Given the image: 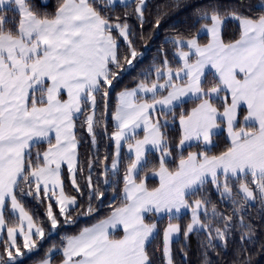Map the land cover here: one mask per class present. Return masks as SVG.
I'll use <instances>...</instances> for the list:
<instances>
[{
  "label": "snow or ice",
  "instance_id": "1",
  "mask_svg": "<svg viewBox=\"0 0 264 264\" xmlns=\"http://www.w3.org/2000/svg\"><path fill=\"white\" fill-rule=\"evenodd\" d=\"M117 2L124 0H105L103 4L100 0H61L49 15L37 11L32 0H0V234H6V239L0 240V264H18L25 255L22 249L36 251L38 241L45 239V229L25 207V197L46 203L52 231L60 226L53 200L65 223L72 222L71 213L80 207L77 197L66 193L62 176V166L67 165L73 189L84 195L77 182V173L84 171L78 154L77 121L95 147L96 129L107 132L103 120L118 70L125 63L131 66L141 55L133 46L127 13L121 21L119 16L111 18L100 10L104 8L106 13ZM134 3L142 29L145 0ZM40 6L47 5L41 0ZM257 7L262 14L222 11L215 4L199 10L200 32L208 35V42L201 44L199 33L175 38L172 42L179 67L173 68L165 58L163 67L155 68V80L149 83L151 73H146L136 87L118 93L111 114L115 131L109 136L114 142L112 162L106 164L107 155L102 161L95 153L93 156L103 166L107 185L109 171L114 175L119 172L121 148L126 146L129 162L123 176L122 203L119 207L109 205L113 208L110 215L78 234L63 237L60 248L52 245L40 264H53L57 253L60 264H153L146 246L157 224L146 222L148 213L167 214L162 253L165 264H174L172 243L181 227L171 221L179 218L182 209L191 212L185 238L197 232L206 236L203 264H212L208 250L219 256L216 249L227 250L236 233L240 248L234 264H252L248 247L256 242V230L246 219L247 211L257 200L264 206V0ZM5 10L15 17L4 15ZM226 20H235L239 26L238 38L229 42L222 34ZM160 22L157 18L156 28ZM117 37L126 43V54L121 52ZM206 72L213 80L207 87ZM98 96L104 109L99 116ZM186 98L196 106L179 113L177 147L197 141L205 150L181 154L176 168L170 170L167 160L172 146L163 129L168 126L167 117L175 118ZM216 100H222L223 111ZM242 106L247 113L243 125L239 120ZM221 123L229 146L210 155L212 138ZM141 128L144 134L138 138L136 130ZM44 142L46 151L36 152L33 160L32 149ZM152 151L160 153L158 168L151 169L159 177V186L149 189L144 179L137 178L148 168ZM95 161L89 159L85 178L87 215L95 211L93 201H102L105 195L93 184ZM208 184L231 203V214L218 211L207 199L189 202ZM6 212L14 216L15 223H8ZM116 229L122 230L119 237L114 235ZM183 255L187 257V252Z\"/></svg>",
  "mask_w": 264,
  "mask_h": 264
},
{
  "label": "trees",
  "instance_id": "2",
  "mask_svg": "<svg viewBox=\"0 0 264 264\" xmlns=\"http://www.w3.org/2000/svg\"><path fill=\"white\" fill-rule=\"evenodd\" d=\"M46 7H41V0H32V3L36 6V10L41 13H47L49 15L54 14L56 8L59 6L61 0H42ZM105 0H100V4H103ZM261 3V0H146L145 7V22L143 28L139 26L138 18L135 14L134 0L120 3L105 13L104 8H100L102 14H106L111 18L119 16L121 21L124 20L125 13H127V23L132 29L133 46L136 48L138 55L132 65L124 64L121 70H118L117 79L113 81L112 87L109 89V96L107 98V116L104 118L103 123L107 126V132H103L101 128H97V144L95 147L91 143V138L88 136L84 128L80 126V120L77 121V137L80 141L78 147L80 166L84 171L77 173V182L84 195H79L72 187L67 167L64 165L62 168V176L64 179V188L68 195L76 196L78 205L80 206L71 213V223H65L64 218L59 215L58 207L55 201H52L53 212L57 215V219L60 220V226L52 231L50 224L46 216V203H41L39 200L32 197H25L23 202L25 207L34 216L36 221L44 227L46 236L43 241H38L36 251L31 253L25 252V255L18 260V264H39L45 257L47 250L56 245L57 248L62 246V238L67 235L78 234L84 227H90L97 221L104 219L110 215L114 207H119L122 203V189H123V176L125 168L129 162L128 155L123 153L121 163L119 166L118 174L114 175L111 171L108 173L109 184H104L105 177L102 175L103 166L99 161H95L93 154L99 156L102 161L104 156H108L106 164L112 162L114 153V142L109 139L112 132L115 131V123L112 119V112H114L117 104V94L123 89L135 87L140 80L145 79L146 73H151L147 76V81L150 83L154 80L155 68L163 67L165 58L170 66L177 68L180 66V61L175 55L176 45L172 42L175 38H191L193 35H197L200 32L201 21L198 18V12L201 9H207L210 5H217L222 11L235 9L240 12H244L248 15H260L261 9L257 7ZM125 4L127 7H125ZM99 7V5H97ZM7 17H15V13L5 10L3 13ZM160 18V26L155 27V21ZM117 35L116 32L113 33ZM223 38L225 42L237 39L239 36V26L235 20H226L225 27L223 29ZM143 37V38H141ZM201 44L208 42V35L206 33L199 34ZM117 42L122 53H127V45L122 38L117 37ZM208 84L210 86L213 82L212 74L207 72ZM214 103L221 105V100H216ZM196 106V102L191 99L186 100L181 108L176 109V117L168 116V126L163 129L168 136L169 142L172 146V156L167 160V166L170 170H174L179 161V156L183 154L187 156L189 152H201L205 150V147L200 143L191 144L183 149L177 147L181 129L179 126L178 116L181 111L188 112ZM97 115L99 116L103 112V104L101 97H97ZM82 119V118H81ZM47 143H40L32 149L33 160L35 159L36 152L43 153L47 149ZM229 146V138L225 131L216 133L213 136V147L211 148L210 155H218ZM160 153L152 151L148 155L150 161L148 168L140 174L138 180L146 177L148 187L150 189L157 187L158 180L155 177L149 176L152 168H158V158ZM93 159V172L92 180L93 184L97 185L99 191L105 193L102 201H93V207L95 211L91 215L85 214L88 201V189L86 187V176L88 173V161ZM41 197L43 194L41 193ZM195 198L210 200L212 204H215L218 211L223 212L225 215L231 214V203L222 199L214 187L211 184L205 186L197 196L190 197L189 201L192 202ZM211 204L209 205V209ZM178 220L184 226L187 225L190 220L189 212H185L181 216H178ZM146 220L149 222L155 218H151L146 215ZM202 219L205 217L202 216ZM246 219L255 226L256 230V242L248 247V252L252 255V264H264V206L257 200L248 207ZM6 220L9 224L15 223V218L10 213L6 212ZM159 224V229L153 238L150 239L147 250L153 261V264H165L162 248H163V230L168 224V216H164L156 219ZM172 220V221H173ZM117 237L119 233H114ZM2 239H6V234ZM21 242V238L18 239V243ZM207 242L206 236L203 232H197L190 234L187 238L182 236L173 241L172 252L174 264H203L204 261V247ZM240 248L239 233L235 234V238L230 240L227 250L217 248L219 256L214 252L208 250V257L211 259L212 264H234L237 258V250ZM3 251V245L0 244V252ZM183 252H187V257L183 255ZM61 256L59 253L55 255L53 264L60 263Z\"/></svg>",
  "mask_w": 264,
  "mask_h": 264
},
{
  "label": "rangeland",
  "instance_id": "3",
  "mask_svg": "<svg viewBox=\"0 0 264 264\" xmlns=\"http://www.w3.org/2000/svg\"><path fill=\"white\" fill-rule=\"evenodd\" d=\"M145 3H146V0H145ZM199 34H204L203 32H199ZM185 50H187V49H185ZM178 57V56H177ZM178 60H179V58H178ZM206 74H207V72H206ZM154 80H155V72H154ZM163 81H161V83H162ZM136 87V86H135ZM132 88H134V87H132ZM128 89H131V88H128ZM124 90V89H123ZM122 91V90H121ZM121 91H119V92H121ZM118 92V93H119ZM163 94H166V93H163ZM117 96H118V94H117ZM186 100H188V98H186ZM222 101V100H221ZM223 103V102H222ZM216 104V103H215ZM216 106L218 107V108H220V110L221 111H223V104H221V105H218V104H216ZM247 113H246V107L245 106H242L241 107V109H240V117H239V120H240V123H241V125H243V116L244 115H246ZM157 115H159V113H157ZM161 118V121H163L164 119H165V117H160ZM167 120H168V118H167ZM179 121V120H178ZM114 123H115V121H114ZM137 131V135H138V138H142L143 137V129L141 128V129H137L136 130ZM221 131H225L226 132V134H227V130H226V127L224 126V124L223 123H221V126H220V128L219 129H217V130H215V132L216 133H219V132H221ZM228 136V135H227ZM213 139V138H212ZM194 143H200V142H197V141H191V142H188V143H186L185 145H184V147L183 148H185V147H187V146H189V145H191V144H194ZM200 144H202V143H200ZM202 146L203 147H205L203 144H202ZM182 148V149H183ZM180 150H181V148H179ZM123 153H126L128 156H129V154H128V152H127V148H126V146H122V148H121V158H122V156H123ZM111 163H109L108 165H110ZM64 166V165H63ZM63 166H62V168H63ZM66 167H67V165H65ZM149 176H152V177H155V178H157V180H158V185H157V187L159 186V177L158 176H156V175H153V173H151ZM144 180H145V182H146V185H148L147 184V180H146V177L145 178H143ZM195 199H201V198H195ZM194 200V199H193ZM190 202V201H189ZM191 203V202H190ZM185 212H189V215H190V220L188 221V223H190L191 222V212H190V210H188V209H182L181 210V213H179L178 214V216H181L182 214H184ZM147 216H149L150 217V219L153 217V218H155L154 220H152V221H150V222H148V223H153V222H155L156 224H157V231H156V233L158 232V229H159V224H158V221L156 220V219H158V218H161V217H164V216H167V214H152V213H148V214H146ZM202 218V217H201ZM172 223H178L179 225H180V227H181V232L179 233V234H177L175 237H174V239H173V241L174 240H176V239H178V238H180V237H182V236H184V229H185V227L186 226H184L180 221H178V220H173V221H171ZM169 223V222H168ZM187 223V224H188ZM168 226V224L165 226V228H164V230L166 229V227ZM164 230H163V232H164ZM119 233V236L120 235H122V230L120 229V230H117L115 233ZM156 233H154V234H156ZM162 236H163V233H162ZM173 244V243H172ZM25 252H27V250H25ZM28 253V252H27Z\"/></svg>",
  "mask_w": 264,
  "mask_h": 264
},
{
  "label": "crops",
  "instance_id": "4",
  "mask_svg": "<svg viewBox=\"0 0 264 264\" xmlns=\"http://www.w3.org/2000/svg\"><path fill=\"white\" fill-rule=\"evenodd\" d=\"M128 1H131V0H124V2H128ZM63 98H66V96L65 97H63ZM197 153H199V152H197ZM139 181V180H138ZM146 183V182H145ZM148 186V185H147ZM149 188V187H148ZM150 189V188H149ZM146 222H149L148 220H146ZM117 230H120V229H116V230H113V232L115 233ZM3 235L4 234H0V240H1V238L3 237ZM119 237V236H118ZM20 237H18L17 238V240L19 239ZM151 239V238H150ZM40 264V263H39ZM58 264H60V263H58Z\"/></svg>",
  "mask_w": 264,
  "mask_h": 264
}]
</instances>
